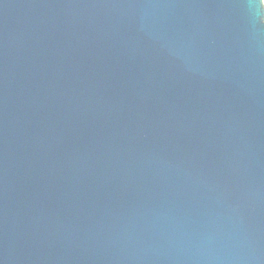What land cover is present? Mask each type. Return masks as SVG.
<instances>
[{
  "label": "water",
  "instance_id": "water-1",
  "mask_svg": "<svg viewBox=\"0 0 264 264\" xmlns=\"http://www.w3.org/2000/svg\"><path fill=\"white\" fill-rule=\"evenodd\" d=\"M0 264H264L263 0H0Z\"/></svg>",
  "mask_w": 264,
  "mask_h": 264
},
{
  "label": "rangeland",
  "instance_id": "rangeland-1",
  "mask_svg": "<svg viewBox=\"0 0 264 264\" xmlns=\"http://www.w3.org/2000/svg\"><path fill=\"white\" fill-rule=\"evenodd\" d=\"M263 2H264V0H263Z\"/></svg>",
  "mask_w": 264,
  "mask_h": 264
}]
</instances>
